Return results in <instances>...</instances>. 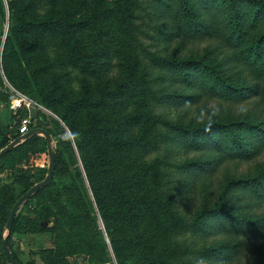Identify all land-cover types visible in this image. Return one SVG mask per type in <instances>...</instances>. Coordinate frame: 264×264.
<instances>
[{"label":"trees","instance_id":"obj_1","mask_svg":"<svg viewBox=\"0 0 264 264\" xmlns=\"http://www.w3.org/2000/svg\"><path fill=\"white\" fill-rule=\"evenodd\" d=\"M146 17L162 43L156 51L139 38ZM1 54L0 112L4 71L59 117L82 161L71 173L46 129L54 176L70 179L53 176L21 205L28 213L17 212L7 234L19 264L36 259H21L18 232L54 233L43 264L79 255L87 264H199L190 255L221 264L251 245L248 264H264V0H0ZM41 111L30 130L43 128ZM28 113L13 112L18 124ZM18 124L0 119V151L20 137ZM46 159L42 134L0 158V238L18 199L46 178L48 168L33 167ZM82 173L93 202L78 187ZM183 196L197 200L192 217L179 207ZM186 234L191 247L179 240ZM1 243L0 264H11Z\"/></svg>","mask_w":264,"mask_h":264},{"label":"rangeland","instance_id":"obj_2","mask_svg":"<svg viewBox=\"0 0 264 264\" xmlns=\"http://www.w3.org/2000/svg\"><path fill=\"white\" fill-rule=\"evenodd\" d=\"M143 13H147L149 12V9L147 8L146 11L142 10ZM146 21H148L149 25H145L144 26V30L146 32H148V34L142 33L140 35V39L144 42V44L146 46H148V50L150 51H156L158 50L160 47H162V43L158 42V40L154 39V37H156L155 35H157V32L155 30V28L153 27V25H155L156 23L154 22H150V19L148 17H146ZM141 22L140 20H137L136 23ZM3 32H4V37L7 35L8 33V23H4L3 25ZM153 43V44H151ZM176 42L172 43V46L175 45ZM159 44V45H157ZM205 43H190L189 45H193L196 48L204 45ZM141 55L144 57V59L149 60L148 57L145 56V53H141ZM0 63L2 65V54L0 56ZM3 70V68H2ZM114 71L112 72V75H114ZM4 78H5V89H4V97L5 100H1V112H0V119L2 122H4L5 124L11 123V124H18V119H19V115H15L13 114V110H11V97L12 95H14V93H19L22 96H25L27 99H30L31 101L33 99H31L30 97H28L27 95H25L24 93H22L20 90H18L12 83H10V81L7 79L4 71L2 72ZM29 101V100H28ZM34 102H36L35 100H33ZM37 103V102H36ZM26 103L24 102L23 106ZM22 106V107H23ZM21 107V108H22ZM43 108H41V112H42V117L44 119V121L42 122V126L45 129H50L52 131H55V142L56 144H58L59 148L61 151H63L64 155L66 156L67 160H68V164H69V168H70V172L71 173H75L76 170H82V161H81V156L80 153L78 152V149L76 147L75 141H74V137L71 135L70 131L68 128L65 127V125L63 124V122L59 119V117L50 109L47 107L42 106ZM19 108V109H21ZM190 108V107H189ZM155 113H165L167 115H171V116H177L180 111L176 108L173 107H163V106H159V105H155L154 107ZM193 110L190 108L188 110L189 116L192 114ZM188 116V117H189ZM67 139H71L72 141V147L69 146L67 144ZM161 149H165L164 146L161 147ZM174 154L176 155L177 153V149H175ZM178 156V158L182 157V154H178L176 155ZM34 169H36V167H42V168H48L49 167V160H37L35 161V163L33 164ZM54 179L57 183H63L66 180L70 179V175L69 174H58L54 176ZM77 182V180H76ZM78 187L82 192V195L84 196V200L86 202H93V195L91 192V189L89 187L88 181L86 179V176L84 173H82V176L80 178H78ZM22 191V190H21ZM49 194L48 192H45L44 195V199H49ZM195 197H190V196H183L180 199V203H179V207L182 210V212L187 215L188 217H192L197 209L198 203L197 200L195 201ZM28 206H24L23 209L19 210L18 212H23V213H28ZM48 225H52L53 223L50 221L46 222ZM98 227L100 229H103L104 231V225L102 223L101 220H98ZM8 234V230L6 229L3 232V236L2 238H0V252L2 249V243L3 239L5 237H7ZM14 241H17L18 243L21 242L20 246H21V251H20V256L21 259L24 261H28L31 260L32 258L36 259V264H43V261L40 258V251L49 247H53L54 246V240H55V235L52 232H38V233H22V232H18L14 235L13 237ZM105 240L107 242H109V238L108 235L105 233ZM179 240L186 246L188 245L189 247H191L194 243V238L193 236H191L190 234H186V235H182L180 236ZM199 241V238L197 239ZM264 242V241H263ZM202 244V243H201ZM202 246V245H201ZM16 247V246H15ZM111 251V250H110ZM255 251V246L251 245L250 249L248 251H245L242 253L241 257H238L234 260H228L225 261L221 264H248L249 261V255ZM113 256V254H112ZM197 256V255H196ZM195 255H190L189 261H196L199 264H212V261H208L203 259L202 257L200 258L199 256L196 257ZM86 258V260H85ZM188 258H184V261H187ZM70 264H87V257L79 255L77 257H73L70 258ZM107 264H117L114 257L113 260L110 263ZM189 264H193V263H189Z\"/></svg>","mask_w":264,"mask_h":264},{"label":"water","instance_id":"obj_3","mask_svg":"<svg viewBox=\"0 0 264 264\" xmlns=\"http://www.w3.org/2000/svg\"><path fill=\"white\" fill-rule=\"evenodd\" d=\"M36 112H37L36 107H34V106L30 107V114H31L33 119H36ZM37 134L44 135L47 139V142H48V151H49V157H50L49 167H48L49 172L43 181L35 184L26 193H24L18 199V201L15 203V205L13 206V208L11 210V214H10V217L8 219V222H7L8 233H10L12 231V227L14 224L15 217H16L17 212L20 209L21 205L26 200H28L33 195V193L40 190L42 187L49 185L52 182L53 176H54V171H55V166H56V154H55L53 144H52L53 138H52L51 133L49 131H47L46 129L41 128V127H36V128L31 129L30 131H28L24 135H21L20 137L11 141V143L6 148H4L0 151V158H1L6 152L10 151L15 145H17L18 143H20L21 141H23L27 137H30L31 135H37ZM3 246H4V251L7 255L10 263L11 264H19L18 261L15 259L14 255L12 254L11 250H10L7 237H5L3 240ZM85 260H86V258H85Z\"/></svg>","mask_w":264,"mask_h":264},{"label":"built area","instance_id":"obj_4","mask_svg":"<svg viewBox=\"0 0 264 264\" xmlns=\"http://www.w3.org/2000/svg\"><path fill=\"white\" fill-rule=\"evenodd\" d=\"M24 102L26 103L25 105L28 108L29 113H28V115L22 117L20 119L19 124H18L20 136L24 135L25 133H27L30 130V125L32 124V121H33V118L30 114V107L34 106V107H36L37 110L43 108L42 105H39L38 103L34 102L33 100L31 101L30 99H27L25 96H22L16 92L11 97V106H10L11 110H13V112L16 113L19 110V108H21L23 106Z\"/></svg>","mask_w":264,"mask_h":264}]
</instances>
